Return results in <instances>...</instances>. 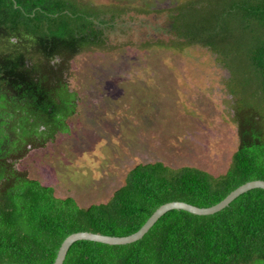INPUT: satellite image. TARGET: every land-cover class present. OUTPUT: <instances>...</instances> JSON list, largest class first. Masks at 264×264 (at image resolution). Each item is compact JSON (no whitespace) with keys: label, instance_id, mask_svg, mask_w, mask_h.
<instances>
[{"label":"trees","instance_id":"16d2710c","mask_svg":"<svg viewBox=\"0 0 264 264\" xmlns=\"http://www.w3.org/2000/svg\"><path fill=\"white\" fill-rule=\"evenodd\" d=\"M86 3L0 0V263L53 264L72 233L128 236L165 203L207 208L264 181V0H184L163 9L176 38L167 47L206 51L230 72L225 92L238 146L224 173L138 164L105 203L80 207L21 169L29 154L69 132L80 101L68 82L72 62L108 50L116 18ZM63 264H264V190L208 216L166 212L131 244L77 241Z\"/></svg>","mask_w":264,"mask_h":264},{"label":"rangeland","instance_id":"374dc122","mask_svg":"<svg viewBox=\"0 0 264 264\" xmlns=\"http://www.w3.org/2000/svg\"><path fill=\"white\" fill-rule=\"evenodd\" d=\"M87 1L116 18L108 50L72 62L68 82L80 101L69 132L29 154L20 168L80 207L105 203L138 164L224 173L238 146L225 92L232 78L206 51L185 56L166 46L176 38L163 9L184 0ZM151 8L160 13L145 14Z\"/></svg>","mask_w":264,"mask_h":264},{"label":"water","instance_id":"95a60500","mask_svg":"<svg viewBox=\"0 0 264 264\" xmlns=\"http://www.w3.org/2000/svg\"><path fill=\"white\" fill-rule=\"evenodd\" d=\"M253 189L264 190V181L254 180L244 183L241 186L237 187L235 190L231 191L220 202L207 208H200L184 202H176V201L165 203L152 213V215L139 228V230L128 236H123V237L106 236V235L95 234L87 231L72 233L69 236H67L61 243L53 264H63L70 246L77 241H91V242L102 243L106 245H114V246L131 244L140 240L148 232V230L154 225V223L157 222V220L160 217H162L166 212H169L171 210H182L197 216L212 215L227 207L233 200H235L240 195ZM0 264H20V263H0Z\"/></svg>","mask_w":264,"mask_h":264}]
</instances>
